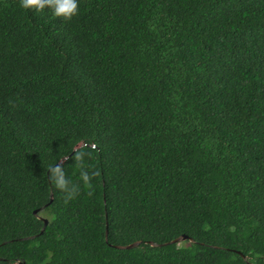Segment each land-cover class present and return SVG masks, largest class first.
I'll return each instance as SVG.
<instances>
[{"label": "trees", "instance_id": "16d2710c", "mask_svg": "<svg viewBox=\"0 0 264 264\" xmlns=\"http://www.w3.org/2000/svg\"><path fill=\"white\" fill-rule=\"evenodd\" d=\"M78 3L0 0V264H264V0Z\"/></svg>", "mask_w": 264, "mask_h": 264}, {"label": "clouds", "instance_id": "9594fccd", "mask_svg": "<svg viewBox=\"0 0 264 264\" xmlns=\"http://www.w3.org/2000/svg\"><path fill=\"white\" fill-rule=\"evenodd\" d=\"M20 7L23 9H35L43 11L46 7L50 8L56 17H62L66 20H71L78 15L79 3L78 0H19ZM84 153H79L75 156L76 166L80 169V180L87 189H92L91 180L98 176L99 171H92L91 173L85 169L83 164ZM50 173L48 179L56 189L65 193V203L74 199L80 192V184L74 183L67 178L63 169V162L50 167L47 170ZM89 191V195H91Z\"/></svg>", "mask_w": 264, "mask_h": 264}, {"label": "water", "instance_id": "95a60500", "mask_svg": "<svg viewBox=\"0 0 264 264\" xmlns=\"http://www.w3.org/2000/svg\"><path fill=\"white\" fill-rule=\"evenodd\" d=\"M68 157H69V156L64 157L60 162H64ZM51 195H52V197H53V192L51 193ZM38 212H39V210L37 209V210L34 211V214L38 215ZM39 218H41V219L44 220V226H43V228H42V230H41V233H44L45 230H46V227H47L48 224H49V219H48V218H45V217H42V216H39ZM35 237H36V235L31 236V237H27V238H23V240H26V239H33V238H35ZM187 239L192 240L188 235H181V236L177 237L176 239H174V240H172L171 242L166 243V244L180 243V242L185 241V240H187ZM107 240H108V230H107ZM192 241H193V240H192ZM140 244H141V241H136V242H134V243H132V244H128V245H125V246H122V245H115V247H116V248H120V249H131V248H134V247L139 246ZM152 245L159 246L160 244L155 243V242H152ZM238 253H239V254H242L243 257L246 259V255H244L241 251H238Z\"/></svg>", "mask_w": 264, "mask_h": 264}]
</instances>
